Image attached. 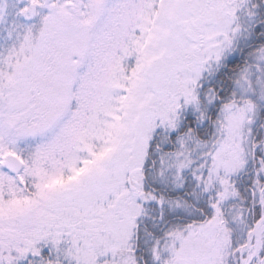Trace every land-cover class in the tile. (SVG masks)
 <instances>
[{"label": "snow or ice", "instance_id": "obj_1", "mask_svg": "<svg viewBox=\"0 0 264 264\" xmlns=\"http://www.w3.org/2000/svg\"><path fill=\"white\" fill-rule=\"evenodd\" d=\"M0 264H264V0H0Z\"/></svg>", "mask_w": 264, "mask_h": 264}]
</instances>
